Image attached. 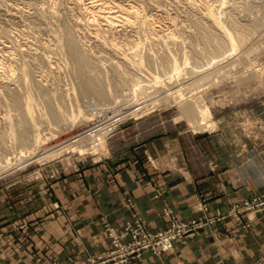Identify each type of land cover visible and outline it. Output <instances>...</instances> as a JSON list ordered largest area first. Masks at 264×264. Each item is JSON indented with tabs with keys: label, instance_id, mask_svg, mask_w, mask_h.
Returning a JSON list of instances; mask_svg holds the SVG:
<instances>
[{
	"label": "rangeland",
	"instance_id": "obj_1",
	"mask_svg": "<svg viewBox=\"0 0 264 264\" xmlns=\"http://www.w3.org/2000/svg\"><path fill=\"white\" fill-rule=\"evenodd\" d=\"M92 1L0 0V214L11 204L19 212L21 203L39 205L44 193L53 191V181L60 174L80 172L115 157L112 139L128 125L151 117L182 121L200 135L218 130L233 133L243 146L245 141L264 139V0H105L108 6L137 9L135 25L117 21L118 27L113 28L98 17L97 10H90L93 4L101 5ZM107 9L101 10L115 8ZM70 36L87 56L91 72L102 75L108 98L80 94L77 61L67 47ZM146 57L160 60L152 65L145 62L155 77L146 76L136 65L147 61ZM161 63L165 69L159 75ZM33 106L42 113L31 117ZM115 106L124 111L143 107L116 122ZM49 108L59 112V120ZM85 118L99 119L95 121L101 123L95 128L98 132L108 127L100 146L81 151L78 145L63 147L68 142L64 140L56 149L37 155L45 142L52 147L51 140L61 139V134L88 121ZM87 130L94 134L92 126ZM211 167L215 169L216 164ZM258 196L264 193L239 202ZM202 207V213L193 218L217 212ZM262 213H248L242 222L231 217L207 227L224 226L228 220L248 227L252 217ZM136 221L127 224L122 234L110 229L111 246L101 254L112 248L115 237L129 241L126 232L129 225L136 228ZM21 228L18 220L0 226V237ZM101 254L52 259L49 264H72Z\"/></svg>",
	"mask_w": 264,
	"mask_h": 264
},
{
	"label": "crops",
	"instance_id": "obj_2",
	"mask_svg": "<svg viewBox=\"0 0 264 264\" xmlns=\"http://www.w3.org/2000/svg\"><path fill=\"white\" fill-rule=\"evenodd\" d=\"M111 143L115 157L60 174L39 205L21 203L19 212L11 204L1 212V227L18 220L23 228L0 237V264L95 256L111 246L110 229L122 234L137 219L151 231L166 229V208L190 219L204 202L210 212L226 211L264 193V139L243 146L233 133L200 135L182 121L151 117L128 125ZM252 218L248 227L234 220L207 227L187 243L175 241L171 251L144 252L133 264L264 263V213Z\"/></svg>",
	"mask_w": 264,
	"mask_h": 264
},
{
	"label": "bare ground",
	"instance_id": "obj_3",
	"mask_svg": "<svg viewBox=\"0 0 264 264\" xmlns=\"http://www.w3.org/2000/svg\"><path fill=\"white\" fill-rule=\"evenodd\" d=\"M63 1V0H62ZM87 1V0H86ZM89 1H92V0H89ZM99 1V3L101 4L100 6H98V7H95L94 6V4H93V6H91V7H89L88 5V7L90 8V10L92 9V7L94 8L93 9V11L94 10H97V12L96 13H98V14H100L99 16H98V14H97V16L98 17H100V18H103V20L105 19V21L107 22V26H109V28L110 27H114V26H116L117 25V21H121V22H123V24H124V26H126V24H128V23H131L132 21H134V19L133 18H136V17H138L137 16V9L132 5V6H129V7H121V6H117V5H115V6H108L107 4V1H105V0H98ZM112 1V0H111ZM80 2V1H79ZM82 2V1H81ZM84 2V1H83ZM92 2H94V1H92ZM91 2V3H92ZM71 3H72V1H71ZM88 3H90V2H88ZM95 3H97L96 1H95ZM128 3V2H127ZM76 4V3H75ZM111 4V3H110ZM109 4V5H110ZM115 4H117V3H115ZM131 4H132V2H131ZM40 5H41V3H40ZM92 5V4H91ZM96 5V4H95ZM54 6V5H53ZM86 6V5H85ZM108 6V7H107ZM128 6V5H127ZM13 7V6H12ZM87 7V8H88ZM113 7L115 8L114 9V11H109V12H106V11H104V10H101L102 8L103 9H105L106 10V8H110V9H113ZM22 8V7H21ZM53 8V7H52ZM24 9V8H23ZM22 9V10H23ZM51 9V8H50ZM86 9V8H85ZM108 9H107V11H108ZM37 10V9H36ZM54 10H56V9H54ZM89 10V9H88ZM92 11V10H91ZM90 11V12H91ZM3 12V11H2ZM7 12H8V10H7ZM138 12H140V11H138ZM207 12V11H206ZM1 13V12H0ZM22 13V12H21ZM47 13V12H46ZM50 13V12H49ZM95 13V14H96ZM11 14V13H10ZM23 14V13H22ZM91 14V13H90ZM92 14H94V13H92ZM140 13H138V15H139ZM205 14V13H204ZM4 15V14H3ZM55 15H57V14H55ZM22 16V15H21ZM58 16V15H57ZM96 16V15H95ZM97 17V18H98ZM9 18H10V16H9ZM60 18V17H59ZM93 18H94V15H93ZM140 18H141V16H140ZM143 18V17H142ZM95 19V18H94ZM133 19V20H132ZM138 18H136L135 20H137ZM144 19V18H143ZM99 20V19H98ZM140 20V19H139ZM138 20V21H139ZM150 20V19H149ZM151 21V20H150ZM98 22V21H97ZM97 22L95 23V24H97ZM104 22V21H103ZM102 22V23H103ZM140 22H141V20H140ZM144 22V21H143ZM99 23H100V21H99ZM102 23H101V25H102ZM133 23V22H132ZM135 23H137V22H135ZM151 23H153V22H151ZM95 24H93V25H95ZM134 24V23H133ZM105 25V24H104ZM118 25H120L121 26V24L118 22ZM135 25V24H134ZM53 27V26H52ZM101 27V26H100ZM116 27H118V26H116ZM129 27V26H128ZM103 28H104V26H103ZM111 28V29H112ZM100 29V28H99ZM102 29V28H101ZM115 29V28H114ZM117 29V28H116ZM122 29V28H121ZM128 30V29H127ZM133 30V29H132ZM100 31V30H99ZM113 31V30H112ZM125 31V30H124ZM96 33V32H95ZM99 33V32H98ZM121 33V32H120ZM71 34V33H70ZM125 34V33H124ZM128 35V34H127ZM136 36V35H135ZM98 37V36H97ZM3 42V41H2ZM99 42V41H98ZM4 44V43H3ZM107 46V45H106ZM67 47L69 48V50L73 53V56L75 57V59H76V61H77V66H76V72H77V74L79 75V92H80V94L82 95V96H87L88 97V95H90V94H96V95H98V96H100L101 98H108V96H109V94H108V92L102 87V84H101V79L102 78H100L99 76H102V75H97L96 73H97V71H92L91 72V70H93V69H91L90 70V68H89V65H88V63H89V61H88V58H87V56L83 53V51H81V48H80V46H79V43H78V41L76 40V38L74 37V36H70L69 37V39H68V42H67ZM7 50V49H6ZM8 51V50H7ZM12 51V50H11ZM5 53H7V52H5ZM10 55V54H9ZM118 57H120V56H118ZM146 58H148V57H146ZM151 58H153L152 56H151ZM150 57L147 59V61L145 60V61H137L136 62V65L139 67V69H141L142 71H143V73L144 74H146V76H150V77H155L154 75H153V73H152V71L150 70V68L149 69H147L146 68V66H145V62L146 63H148V64H150V65H152L154 62H158V61H160V60H158V61H153V59H151ZM157 58V57H156ZM177 58V57H176ZM120 61V60H119ZM122 61V60H121ZM178 61V60H177ZM155 64V63H154ZM163 66H161L160 68H162L161 70H159L160 72L158 73L159 75H160V73H161V75H162V72H163V68L165 67V65H164V63H161ZM177 66V65H176ZM159 69V68H158ZM165 69V68H164ZM182 71V70H181ZM180 71V72H181ZM24 72H25V70H24ZM99 74H100V72H99ZM180 74V73H179ZM178 74V75H179ZM182 74V73H181ZM185 74V73H184ZM27 74H23V77L27 80ZM158 76V75H157ZM35 77V76H34ZM175 78V77H174ZM180 78V77H179ZM168 80V79H167ZM179 80V79H178ZM103 83V82H102ZM207 84V83H206ZM164 87V86H163ZM151 93V92H150ZM80 99V98H79ZM90 100V99H89ZM103 101V100H102ZM94 102V101H93ZM118 102V101H117ZM120 103V102H119ZM106 104V103H105ZM129 104V103H128ZM193 104V103H192ZM202 105V104H201ZM111 107V106H110ZM114 107V106H113ZM117 106H115V110L117 109L116 108ZM142 107L143 106H135V108H130V109H126L125 111L124 110H116V112H114L112 115H113V118H115V120H116V122L117 121H119L120 119H124L125 117H127V116H129L130 114H134V113H136L137 111H139L140 109H142ZM122 108H123V106H122ZM112 109V108H111ZM207 107H206V113H207ZM21 110V109H20ZM49 110V112L51 113V115H52V117H56V118H58L57 120H59L60 118H59V116H60V114H59V112L57 111V110H55L54 108H49L48 109ZM113 110V109H112ZM195 110V109H194ZM199 111V110H198ZM197 111V112H198ZM45 112H47L48 113V111H47V109L45 110ZM112 112V111H111ZM110 112V113H111ZM196 112V111H195ZM40 113H42V110L41 109H38L36 106H35V108H34V106L32 107V108H30L29 109V114L31 115V117H34V116H36L37 114H40ZM198 113H200V112H198ZM203 113V112H202ZM49 114V113H48ZM65 114V113H64ZM63 114V115H64ZM50 115V114H49ZM93 115V114H92ZM107 114H105V116H106ZM198 115V114H197ZM203 115V114H202ZM67 116V115H66ZM104 116V115H103ZM51 117V118H52ZM93 117H95V116H93ZM84 118V117H83ZM110 118V117H109ZM112 118V119H113ZM198 118V117H197ZM205 118V117H204ZM86 119V118H85ZM90 119V118H89ZM93 119H95V118H93ZM105 119V118H104ZM108 119V118H107ZM111 119V118H110ZM201 119H202V117H201ZM51 120V119H50ZM86 120H88V118L86 119ZM99 119H97V120H93V121H90L89 122V120L88 121H85V122H83L82 124H80V125H78V126H74L73 128H72V126H71V128L72 129H70V127L68 128V130L70 129V131L68 132H65V133H63V134H61V136H59L61 139H53V140H51L53 143H52V147L48 144L47 146H46V144H47V142H45L44 143V145L41 147V150H40V153H38L37 155H41V154H45V153H47V152H49V151H52V150H54V149H56L55 147H56V145H59V142H61V141H64L65 140V142L66 141H68L66 144H64V146L63 147H65L66 145H72V146H75V145H78L79 147H80V149H81V151H83L85 148L87 149V148H89V146L90 147H92V148H94V147H96V146H100L102 143H103V136L108 132V127L107 128H103V129H101V130H99V132H98V130L96 129L95 130V128H97L98 127V125L99 124H101V123H96L95 121H98ZM204 120V119H203ZM102 121V120H101ZM105 121V120H104ZM197 121V120H196ZM199 121H200V119H199ZM108 122V121H107ZM198 122V121H197ZM94 123H96V124H94ZM106 123V122H105ZM109 123V122H108ZM115 123V122H114ZM107 124V123H106ZM197 124H200V122L199 123H197ZM93 127V131H94V134H92V135H90V133L88 132V130H87V128L88 127ZM94 135V136H93ZM64 136V137H63ZM92 139H91V138ZM90 138V139H89ZM49 139V138H48ZM50 139H52L51 137H50ZM67 139V140H66ZM58 140V142L57 143H55L56 141ZM60 140V141H59ZM65 142H62V143H65ZM71 146V147H72ZM59 149H61V148H59ZM47 155H49V154H47ZM46 156V155H45ZM38 157H40V156H38Z\"/></svg>",
	"mask_w": 264,
	"mask_h": 264
},
{
	"label": "built area",
	"instance_id": "obj_4",
	"mask_svg": "<svg viewBox=\"0 0 264 264\" xmlns=\"http://www.w3.org/2000/svg\"><path fill=\"white\" fill-rule=\"evenodd\" d=\"M202 206L203 209H207L205 205ZM165 212L170 218V226L167 229L152 232L145 228L141 219H137L136 228L129 225L128 232H126L130 235L129 241L124 242L120 237H115L112 248L108 252L72 264H133L135 259L146 251H152L155 254L171 251L175 241L180 240L185 243L209 225L223 222L231 217L242 222L248 213L264 212V196H258L253 201L245 200L236 203L225 212L217 211L190 220L177 217L168 208Z\"/></svg>",
	"mask_w": 264,
	"mask_h": 264
}]
</instances>
